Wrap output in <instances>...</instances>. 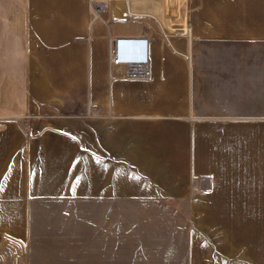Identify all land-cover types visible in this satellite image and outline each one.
I'll return each instance as SVG.
<instances>
[{
	"label": "crops",
	"instance_id": "0c3cea01",
	"mask_svg": "<svg viewBox=\"0 0 264 264\" xmlns=\"http://www.w3.org/2000/svg\"><path fill=\"white\" fill-rule=\"evenodd\" d=\"M177 3L172 32L186 26L187 36L167 35L162 11L148 7L147 27H123L138 20L120 17L121 0L98 19L89 0H0V50H12L0 56V81L5 65L18 66L8 75L22 70L42 101L91 97L112 123V160L129 180L118 184L123 198L187 202L195 239L231 234L238 264L245 255L264 264V0ZM120 35L149 38V79L111 71ZM11 140L0 132V264H21L36 198L15 176Z\"/></svg>",
	"mask_w": 264,
	"mask_h": 264
},
{
	"label": "rangeland",
	"instance_id": "374dc122",
	"mask_svg": "<svg viewBox=\"0 0 264 264\" xmlns=\"http://www.w3.org/2000/svg\"><path fill=\"white\" fill-rule=\"evenodd\" d=\"M167 2L131 0L132 11L138 14L131 19L139 22L123 20L122 26L135 31L143 28L142 22L147 27V18L140 15L167 8ZM109 13L92 15L98 19ZM159 19L172 32L173 24L168 26ZM111 24L105 20L106 26ZM0 53L8 57L12 50ZM13 67L18 66L5 65V80L0 81L4 93L0 96V132L16 138L10 143L19 183L36 189L30 241L21 264L240 262L231 234L222 241L215 233L206 240L195 239L187 202L155 194L128 199L117 192L118 184L129 180L112 160V123L100 117L91 97L42 101L29 95L22 70L13 79L8 75ZM29 138L34 139L31 145ZM244 260L251 264V257L245 255ZM8 263L11 260L6 257Z\"/></svg>",
	"mask_w": 264,
	"mask_h": 264
},
{
	"label": "built area",
	"instance_id": "2783aa9c",
	"mask_svg": "<svg viewBox=\"0 0 264 264\" xmlns=\"http://www.w3.org/2000/svg\"><path fill=\"white\" fill-rule=\"evenodd\" d=\"M114 0H89V7L94 15L100 16L106 13L110 8V2ZM123 8L120 11L122 19H129L138 16L132 11V5L128 0H121ZM167 8L160 9L163 13V23L172 24L179 20V8L177 0H167ZM189 34L188 27L177 29L175 32H169L167 35ZM150 42L149 38L143 35H120L111 41L110 64L113 67H124L126 69V78L131 80H146L151 76L150 68ZM203 181L210 182V178Z\"/></svg>",
	"mask_w": 264,
	"mask_h": 264
},
{
	"label": "bare ground",
	"instance_id": "6f19581e",
	"mask_svg": "<svg viewBox=\"0 0 264 264\" xmlns=\"http://www.w3.org/2000/svg\"><path fill=\"white\" fill-rule=\"evenodd\" d=\"M121 69V68H120Z\"/></svg>",
	"mask_w": 264,
	"mask_h": 264
}]
</instances>
